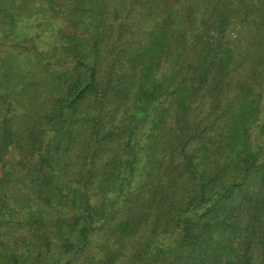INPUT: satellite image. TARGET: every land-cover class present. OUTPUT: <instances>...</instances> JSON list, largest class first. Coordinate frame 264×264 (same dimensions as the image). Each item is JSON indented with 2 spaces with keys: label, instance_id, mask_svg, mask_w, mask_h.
<instances>
[{
  "label": "trees",
  "instance_id": "16d2710c",
  "mask_svg": "<svg viewBox=\"0 0 264 264\" xmlns=\"http://www.w3.org/2000/svg\"><path fill=\"white\" fill-rule=\"evenodd\" d=\"M65 2L49 109L3 74L0 264H264V0Z\"/></svg>",
  "mask_w": 264,
  "mask_h": 264
},
{
  "label": "rangeland",
  "instance_id": "374dc122",
  "mask_svg": "<svg viewBox=\"0 0 264 264\" xmlns=\"http://www.w3.org/2000/svg\"><path fill=\"white\" fill-rule=\"evenodd\" d=\"M45 2H48V6L44 4ZM67 8L68 3L65 0H56L52 3L50 0H0V88H4L10 96L21 85L19 82H14L15 78L13 81L12 78L9 79L5 84L3 74L7 71L29 77L31 84L29 90H32V93L41 94V98L37 100L38 105L49 109L47 100L58 95L59 91L54 89V85L62 82L58 75L65 67L57 66L55 62L63 61L62 59L66 57L62 52L60 54L65 40L61 38L62 33L59 30L62 25L64 26L63 12ZM258 21L261 20L258 19ZM61 57L62 59H59ZM37 59L40 62H37ZM34 75H36L35 78ZM10 81L12 85L6 86ZM1 101L0 99L2 107ZM4 110L3 116L10 117L8 125L16 123L19 115L24 111L10 110L8 112L7 107H4ZM146 129H148L147 126H139L138 134H146ZM11 155L12 152H5L4 158ZM123 192H127V189ZM106 229L108 230V228H101L99 223L92 227L88 247L83 254L76 257L78 261L91 257L99 258L103 252L105 253V250L101 251L102 247L106 246L109 239L110 242L113 241L107 238L109 235L106 234Z\"/></svg>",
  "mask_w": 264,
  "mask_h": 264
}]
</instances>
